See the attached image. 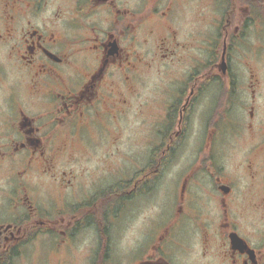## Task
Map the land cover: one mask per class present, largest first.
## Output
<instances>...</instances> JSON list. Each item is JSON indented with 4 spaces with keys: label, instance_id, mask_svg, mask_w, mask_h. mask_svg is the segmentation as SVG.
<instances>
[{
    "label": "flooded vegetation",
    "instance_id": "flooded-vegetation-1",
    "mask_svg": "<svg viewBox=\"0 0 264 264\" xmlns=\"http://www.w3.org/2000/svg\"><path fill=\"white\" fill-rule=\"evenodd\" d=\"M261 58L264 0H0V264H264Z\"/></svg>",
    "mask_w": 264,
    "mask_h": 264
},
{
    "label": "rangeland",
    "instance_id": "rangeland-1",
    "mask_svg": "<svg viewBox=\"0 0 264 264\" xmlns=\"http://www.w3.org/2000/svg\"><path fill=\"white\" fill-rule=\"evenodd\" d=\"M241 54H246V55L240 56L237 67L239 68V71H240L241 81L242 83H245L247 82V70H248V67L250 66L249 59L247 57H248V54L250 55L252 54L249 50L242 51ZM263 61L264 60L262 58L259 59V66L262 68L264 67ZM164 207L167 208L168 204L164 203Z\"/></svg>",
    "mask_w": 264,
    "mask_h": 264
}]
</instances>
